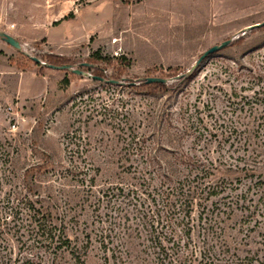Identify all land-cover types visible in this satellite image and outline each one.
I'll return each mask as SVG.
<instances>
[{
  "label": "rangeland",
  "instance_id": "1",
  "mask_svg": "<svg viewBox=\"0 0 264 264\" xmlns=\"http://www.w3.org/2000/svg\"><path fill=\"white\" fill-rule=\"evenodd\" d=\"M262 23L264 0H0V31L21 46L0 38V173L12 178L0 187V199L22 187L28 170L40 196L33 200H41L58 224L65 220L72 239L90 235L87 264H103L101 237L111 239L107 246L114 250L129 244L134 262L154 264L148 239L162 233L152 221L155 207L142 209L154 222L145 229L134 212L120 220L131 208L118 216L121 208L115 214L101 197L124 165L118 162L127 135L124 119L134 114L139 132H148L142 112L165 111L178 129L196 118L218 128L230 108L238 110L264 89V27L246 30ZM226 40L228 46L189 71L203 52ZM49 55L63 56L85 75L51 69L38 75L31 58L47 64ZM83 63L119 83L92 79L96 71L80 68ZM193 72L165 96L150 98L144 88L128 85L158 77L170 86ZM65 76L68 87L61 84ZM219 138H211L212 151ZM249 234L257 247L262 237ZM122 259L132 263V257Z\"/></svg>",
  "mask_w": 264,
  "mask_h": 264
},
{
  "label": "trees",
  "instance_id": "2",
  "mask_svg": "<svg viewBox=\"0 0 264 264\" xmlns=\"http://www.w3.org/2000/svg\"><path fill=\"white\" fill-rule=\"evenodd\" d=\"M92 57L100 59L97 53ZM46 59L45 66L32 60L40 76L48 66L74 68L63 56L49 55ZM100 60L110 63L108 58ZM80 66L88 71L94 69L92 77L103 82L109 80L95 65ZM194 72L178 77L170 86L169 83L147 84L145 78L138 85L129 82L128 85L144 88L143 95L150 98L165 96L175 93ZM61 84L68 87L69 78L65 76ZM259 104L263 106L260 108ZM242 105L239 114L235 116L234 111L238 110L230 108L229 118L216 125L218 128L210 126L211 129L203 125L202 118L182 122L178 129L172 125L170 112L165 114V111L142 112L140 122L144 127L147 123L148 132H139L134 114L124 119L127 135L121 149L123 158L118 160H123L124 165L117 167L121 170L115 174L118 181L112 182L101 197H105L115 214L121 208L118 216L124 207L131 208V212L123 211L120 220L134 212L145 229L154 227V219L161 224L162 233L148 239L152 243V263L264 264V222L258 220V217L264 219V89ZM212 137H220L215 151L210 147ZM186 138L192 139L191 146L184 145ZM42 169V166L36 168ZM28 175L29 171L25 170L22 187L14 188L12 195L0 199V264H87L92 245L90 235L85 234L82 240L77 235L72 239L65 220L58 224L41 200H33L32 196H39V192ZM5 181L12 178L0 173V187ZM151 206L155 207L153 225L150 214L142 211L144 207L151 211ZM249 231L262 237L255 248ZM108 243H112L111 239L105 242V237H101L103 264H124L123 255L132 257L130 264H138V258L133 260L129 244L114 250Z\"/></svg>",
  "mask_w": 264,
  "mask_h": 264
},
{
  "label": "water",
  "instance_id": "3",
  "mask_svg": "<svg viewBox=\"0 0 264 264\" xmlns=\"http://www.w3.org/2000/svg\"><path fill=\"white\" fill-rule=\"evenodd\" d=\"M262 25H264V23H262V24H256V25L250 26V27L246 28V30H250V29H252V28L259 27V26H262ZM0 37H1V39H2L6 44L12 46L13 48H15V49H20V48H21L20 43H19L16 39H14L12 36H10V35H8V34L3 33V32L0 31ZM229 43H230V40H226V41L220 43L219 45H214V46L210 47L209 49H207L205 52H203V53L200 55V57H199L198 60L196 61L195 65H194L189 71H190V72L193 71V69H194L196 66H198V65L200 64V62H201L203 59H205L208 55L213 54V53H215V52H217V51H220V50L224 49L226 46L229 45ZM32 60H33L34 62H36V63H40V60L37 59V58H32ZM48 68H49V69H52V70H67V71H71L72 73H74V74H76V75H80V76H84V75H85L84 72H82V71H80V70H77V69H74V68H71L70 66H65V65L60 66V67H56V66H48ZM180 76H182V75L177 76V78L180 77ZM90 77H91L92 79H94V80H98V81L103 82V79H101V78L92 77V76H90ZM106 82L109 83V84H118V82L115 81V80H107ZM145 82H146L147 84H149V83H163V84H165V83H167L168 81H167L166 79H164V78H158V77H147V78H145Z\"/></svg>",
  "mask_w": 264,
  "mask_h": 264
},
{
  "label": "built area",
  "instance_id": "4",
  "mask_svg": "<svg viewBox=\"0 0 264 264\" xmlns=\"http://www.w3.org/2000/svg\"><path fill=\"white\" fill-rule=\"evenodd\" d=\"M13 27H14V25H11V28H13ZM40 64L43 65V66L46 65L44 62H41V61H40Z\"/></svg>",
  "mask_w": 264,
  "mask_h": 264
},
{
  "label": "crops",
  "instance_id": "5",
  "mask_svg": "<svg viewBox=\"0 0 264 264\" xmlns=\"http://www.w3.org/2000/svg\"><path fill=\"white\" fill-rule=\"evenodd\" d=\"M52 70V69H51Z\"/></svg>",
  "mask_w": 264,
  "mask_h": 264
}]
</instances>
